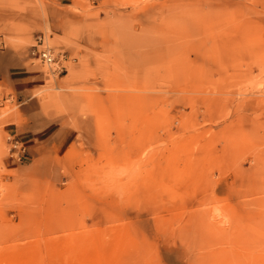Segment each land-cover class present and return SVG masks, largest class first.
<instances>
[{"label":"rangeland","instance_id":"rangeland-1","mask_svg":"<svg viewBox=\"0 0 264 264\" xmlns=\"http://www.w3.org/2000/svg\"><path fill=\"white\" fill-rule=\"evenodd\" d=\"M0 44L74 133L15 168L0 81V264H264V0H0Z\"/></svg>","mask_w":264,"mask_h":264},{"label":"crops","instance_id":"crops-1","mask_svg":"<svg viewBox=\"0 0 264 264\" xmlns=\"http://www.w3.org/2000/svg\"><path fill=\"white\" fill-rule=\"evenodd\" d=\"M29 57H19L15 52L0 44V81L5 83L11 96L17 99V118L9 123L11 136H17L24 151L12 156L18 166L26 167L44 150L68 149L74 142V133L60 120L42 114L32 90L42 82L39 70L28 63ZM17 154V155H16Z\"/></svg>","mask_w":264,"mask_h":264},{"label":"built area","instance_id":"built-area-1","mask_svg":"<svg viewBox=\"0 0 264 264\" xmlns=\"http://www.w3.org/2000/svg\"><path fill=\"white\" fill-rule=\"evenodd\" d=\"M30 54L34 59H37L42 66H45L52 73H61L65 67L61 64V54L54 52L53 48L46 43L44 34L40 33L34 37V44L30 49ZM12 148L18 153L24 151L23 146L18 141L12 142Z\"/></svg>","mask_w":264,"mask_h":264}]
</instances>
